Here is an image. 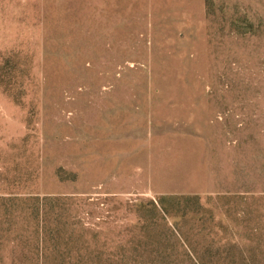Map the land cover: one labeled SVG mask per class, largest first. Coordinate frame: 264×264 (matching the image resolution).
Masks as SVG:
<instances>
[{"label": "rangeland", "instance_id": "1", "mask_svg": "<svg viewBox=\"0 0 264 264\" xmlns=\"http://www.w3.org/2000/svg\"><path fill=\"white\" fill-rule=\"evenodd\" d=\"M41 234L264 264V0H0V259Z\"/></svg>", "mask_w": 264, "mask_h": 264}, {"label": "trees", "instance_id": "2", "mask_svg": "<svg viewBox=\"0 0 264 264\" xmlns=\"http://www.w3.org/2000/svg\"><path fill=\"white\" fill-rule=\"evenodd\" d=\"M45 226H39V230L42 233H45ZM60 235L58 232L55 235V238H58ZM65 247L59 240L49 243V241L44 239V234H41L38 244L36 246V256L29 258H10L8 260L0 259V264H69V261L62 256L61 250ZM136 256V257H135ZM133 257H121L119 258L118 264H158L154 258H145L139 255ZM130 258V259H127ZM80 263V261H77Z\"/></svg>", "mask_w": 264, "mask_h": 264}]
</instances>
